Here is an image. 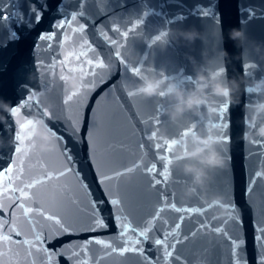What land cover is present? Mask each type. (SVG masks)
I'll return each mask as SVG.
<instances>
[{
  "label": "water",
  "instance_id": "obj_1",
  "mask_svg": "<svg viewBox=\"0 0 264 264\" xmlns=\"http://www.w3.org/2000/svg\"><path fill=\"white\" fill-rule=\"evenodd\" d=\"M34 2L0 0V10L9 14L8 21L0 22V100L14 105L28 96L34 98L14 118L33 121L24 130L28 139L23 143L20 154L14 152L17 144L15 132L19 131V126H14L9 117L7 127L0 123V142H3L0 146V169L11 167L18 155L24 160L22 174L15 171L9 174L12 176L11 184L7 178H0V204L5 209L2 215H11L7 228H15L20 234L12 233L14 243L0 241V264H48L47 254L39 249L49 252L63 250L62 256L53 257L52 264H142V258L133 253L105 255L109 250L94 243L86 248L76 247L84 245L92 237L104 239L114 247L124 243L118 234L120 220L115 219L121 213L110 203L114 198L121 199L123 216L133 227L138 226L137 233L147 220L152 219L154 209L160 206L156 189L149 187L148 177L142 169L109 181H104L103 175L114 176L115 171L123 172L125 167L132 168L134 163L142 166L157 163L160 170L161 163L156 159L158 150L150 148V144L186 139L189 136L182 139L176 133L191 124H197L196 132L207 134L211 124L205 127L207 116L202 107L173 118L170 114L173 101L165 94L162 97L154 95L148 100L143 96L128 97L127 89L140 81L124 71L123 65L115 58L116 48L108 44L101 33L118 41L122 58L131 65L140 67L145 75L155 73L149 76L163 78V93L168 83H174L185 92L193 90L198 83L195 79L198 72H203L209 79L215 73L223 80V72L217 75L222 69L221 58L217 54L221 48L228 53L226 67L229 79L245 75V63L249 61L253 67L247 74L251 78H259L264 75V61L238 47L230 32L243 29L249 41L264 46V0H39L36 6L42 11L41 21L29 28L17 27L21 22L10 14L15 11L28 13V5ZM45 4L46 9H40V5ZM73 13L77 15L75 21L63 29L55 28L57 21L70 20ZM29 15L25 16V21ZM137 19L143 23L128 38H122L113 31L114 28L128 30ZM80 25H84L83 31H73ZM169 27L195 29L202 36L192 43L165 37L153 44L154 36L161 31L167 32ZM52 32H56L52 41L39 39L40 35ZM64 35L69 37L67 41L63 39ZM84 40L89 41L90 48L81 47ZM81 50L87 51L89 58H102L106 67L96 69L95 76L83 77L88 82L87 90L81 87L79 73L69 75L68 87L79 95L65 105L63 101L67 98V91L60 80L59 61L67 52ZM207 91L211 95V89ZM254 98L253 94H245L241 90L239 103L229 105L224 121H219L217 116L212 121L228 125L226 131L220 127L211 129L212 138L216 140L226 134L229 140L217 145L223 165L206 168L202 187L195 184L191 173L184 171L185 164L205 168L198 160L189 157V161L182 164L181 173L173 174L177 183L171 190L178 195L177 206H203L206 210L203 215L194 213L187 217L179 236H169L168 243L182 240L184 235L196 231L201 223L208 222L210 227H223L233 238H240L243 242L239 249L244 256L242 264H258L260 255H264V247L256 239L261 235L259 229L264 227V139L248 142L243 138L244 104ZM216 99L219 104L225 102L223 98ZM157 106L161 123H142L155 114ZM41 109L49 112L48 118L41 117ZM69 121H78L79 132L75 135L78 143L67 135L66 129L71 131ZM52 132L62 137L71 149V163L61 154L64 144ZM146 132H157V139L149 142ZM140 144L144 147H138ZM174 153L184 156L178 154L176 145ZM69 168L71 171L66 175H58ZM48 171L54 174V178L25 189L27 197H21L19 192L5 191L24 188ZM17 199L24 208L34 211L26 214L21 207H13ZM93 201L100 205L98 211L108 224L106 230H87ZM37 207L72 224L79 235L42 240L32 247L35 233L43 237L56 228L44 216L35 213ZM179 215L170 209L163 212L161 216L167 225L162 227L161 220L157 219L149 231V241H142L144 255L153 264H178L176 255L181 257L179 264H229V244L223 242V237L211 233L210 229L198 232L193 239L176 243L175 249H168L173 252V257L164 259L163 246H156L154 240L163 238L164 232L170 231L174 222H178ZM225 219L228 223H221ZM3 231L7 234L6 230ZM128 236L138 238L131 231ZM214 241L220 242L219 247ZM74 253L76 259L70 261L68 258Z\"/></svg>",
  "mask_w": 264,
  "mask_h": 264
},
{
  "label": "snow or ice",
  "instance_id": "obj_2",
  "mask_svg": "<svg viewBox=\"0 0 264 264\" xmlns=\"http://www.w3.org/2000/svg\"><path fill=\"white\" fill-rule=\"evenodd\" d=\"M37 4H39V0H35L34 3H30L28 5V13H23L20 11L12 12L10 15L16 17L21 23L17 25V27H30L33 24H38L42 19V11L37 9ZM22 7V5H21ZM47 5H40V9H46ZM58 8L60 5L57 6ZM30 14V15H29ZM29 15V19L25 21V16ZM82 15V13H81ZM147 15V13H145ZM77 19V15L73 13L71 15L70 20L61 19L57 21L55 24L56 29H63L66 27V25H70L73 21ZM9 20V14L5 10H0V22L8 21ZM143 21L140 19H137L134 24H132V27L125 31H120L119 28H114L113 31L117 32L119 36L122 38H128L130 36V33L134 32V30L137 28L139 24H142ZM84 25H80L78 29H73V31H83ZM15 35V33H13ZM103 36V39L108 42V44L114 46L116 48L115 50V58L118 61V63L122 64L124 67V71L126 73H130L134 78H136L138 81H142L146 79L149 75H153L155 73H150L149 75H145L140 67L131 65L127 59L122 58L121 51L119 50L118 41L116 39L110 38L107 34L101 33ZM56 36V32L47 33L40 35L39 39L41 41H52L54 37ZM167 36L166 31H161L159 34L155 35L152 43L155 44L158 41H161ZM63 39L67 41L69 37L67 35H64ZM82 48L88 47L90 48L89 41L84 40ZM92 51H95V49H92ZM73 61H75L73 63ZM59 64L61 66V75L60 80L63 82L62 87L67 91V98L64 99L63 103L65 105L70 104L73 97L79 95L78 92L72 91L67 84L69 75L79 73L82 77V83L81 87L84 89H88V82L83 80V77L87 76H95V70L96 69H103L106 67V65L103 62L102 58H89L87 51H69L64 56V59L62 61H59ZM43 67V65H41ZM253 66L246 65L245 68H251ZM223 70H219L217 72V75H221ZM94 86V84H93ZM164 95L163 92H160L157 94L158 97H162ZM128 97H136V96H143L138 93H127ZM145 100L150 99V97L143 96ZM33 97L28 96L26 97L22 102H19L18 104L12 105V112L10 114L7 113V116L11 119L14 126H19V131L15 132V141L17 144L14 146V152L16 154H20L22 152V145L25 142L28 137L24 135V130L33 123V121L25 120L20 121L18 119H14L18 117L21 113V110L25 108L29 103L33 102ZM229 107V104L227 102H223L219 105H217V117L219 121H224L225 114L227 112V109ZM154 115H150L148 119L142 120V123L145 125L149 124L152 121H155L156 125H159L161 123L159 116V106H157V109H154ZM40 115L42 118H48L49 112L45 109L40 110ZM78 121H69V124L71 126V131L67 132V135L70 139L75 141V135L79 132V128L77 127ZM227 123H217V122H211V128L208 130V135L211 136V129H215L216 127H220L221 129H224L226 131L227 129ZM95 122H93V128H95ZM198 129L197 124H191L190 126H185L184 130L176 133V135H179L182 139L190 136L191 134L195 133ZM51 131V130H50ZM53 136H56L57 140L61 141L64 144L62 155L65 156L66 161L68 163L72 162V154L71 149H69L66 142L63 141L62 137H59L56 135L55 132H52ZM158 133L157 132H146V139L149 142L155 141L157 139ZM229 140V137L226 134H222L219 136L218 139H216L218 145L227 143ZM176 140H164L162 143H155L154 145L150 144V148L154 147L158 150L156 154V159L161 163V169L158 170L157 163H151L150 165H140L135 164L132 168L125 167L123 172L115 171L114 176H108L103 175L104 181H109L113 179H119L120 177L132 173L133 171L137 169H142L143 173L146 174L148 177V183L149 187L156 189V196L157 201L160 206L156 207L154 209V212L152 214V219L147 220L145 222V226L142 228H139V231L137 233V227H133V225L130 222H127V217L123 216V208H122V201L119 198H114L110 201L112 205L117 206V212L121 213V215H117L115 219L120 220L119 224V230L118 234L124 243H122L119 247H114L110 242H106L104 239H99L92 237L88 241L85 242L84 245H76V247L86 248L88 244H96L101 245L105 250H109L105 252V255H111V254H119L120 256H124L125 253H133L142 258V264H153L152 260L149 259L148 256L144 255L145 249L141 246L142 241L147 242L149 241V231L151 230L154 221L157 219L161 220L162 227L164 225H167V221L164 220L161 216L163 212L166 210L174 211L175 213L181 214L178 217V222H174V226L171 228L170 231H165L163 234V238H157L154 240V244L156 246H163L164 252L163 257L164 259H167L169 257H173V252L169 251L168 249H175L176 243H183V241H188L190 239H193L197 236L198 232H203L204 229H210L211 233L219 235L224 238L223 242L228 243L230 247V261L229 264H242V261L244 260V256L241 254L239 249L241 248V244L243 243L240 241L239 237L233 238L228 231H226L223 227H210L208 222L201 223L199 228H197L196 231L190 232L188 235H184L182 240H176V243H168V237L169 236H179V230L181 229L182 223L187 217H190L192 214L196 213L199 215H203L204 211L206 209L201 207H182L177 206V200L178 195L175 191H172L173 184L177 183L176 180L173 179V174L179 175L182 171V164L189 161V157L187 156H180L175 155L174 153V147L176 145ZM260 143V142H257ZM138 147L143 148L144 145L140 144ZM223 151V149H221ZM160 152H164L166 154H159ZM11 159V157H10ZM24 160L22 156L18 155V158L16 161L12 162L11 167H7L4 169H0V178H7V182L11 184L12 176L9 175L10 173H13L14 171L16 173L22 174L23 173V165ZM175 165V166H173ZM71 171V169H65L64 171H60L58 173L59 176H64L67 174V172ZM259 175V174H258ZM159 177V178H157ZM54 178V174L50 171L45 172L43 176L38 180H32L30 183H27L24 188H12V189H6L5 191L11 190L13 193L19 192L21 197H27L28 192L25 189H31L35 185L43 183L45 181H50ZM157 186H160L157 188ZM87 187V186H85ZM171 196V201L169 200V197ZM219 203V202H217ZM19 206L23 209V211L27 213H31L34 210L32 208H24L23 204L19 203V199H17L13 207ZM99 206L97 202L93 201L90 204L91 212L89 215V226L88 231H98V230H106L108 228V224L106 223L105 219L99 215ZM211 207V205H209ZM4 205L0 204V241L8 242V243H14L12 239V233H15L17 236H19V233H16L15 228H7V225L9 224L11 220V215L8 217H3L2 213L4 211ZM35 213L41 216H44V218L50 222H52L53 225L56 226L55 231L53 233H49L41 237L40 233H35V239L32 243V247H35L36 244H39L42 242V240H49V239H55L58 236L63 235H79L78 232H76L73 229V225L69 223H65V221L56 216V215H49L47 214L46 210H43L39 207L35 209ZM229 218L231 217V211H229ZM216 219V218H213ZM221 223L227 224L228 220L225 219ZM6 230L7 234H5ZM132 232L133 234H137L138 238L133 239L132 237L128 236L129 232ZM261 235L256 237L258 241L261 243V247H264V227H261L259 229ZM127 237V239H125ZM24 243H30L28 241H24ZM214 244H216L217 247H219L220 242L214 241ZM40 251H43L47 254V260L48 264H52L53 257L54 256H62L63 250H58L55 252H49L47 249H39ZM30 254V253H29ZM70 261L76 259V254L74 253L72 257L68 258ZM102 259V258H101ZM175 260L180 262L181 257L180 255L175 256ZM58 264V262H57ZM79 264H84V262H79ZM258 264H264V255H260Z\"/></svg>",
  "mask_w": 264,
  "mask_h": 264
},
{
  "label": "clouds",
  "instance_id": "obj_3",
  "mask_svg": "<svg viewBox=\"0 0 264 264\" xmlns=\"http://www.w3.org/2000/svg\"><path fill=\"white\" fill-rule=\"evenodd\" d=\"M201 36L202 34L195 29L181 30L169 27L166 37L171 40L183 39L188 43H192ZM230 37L237 41L238 47L245 49L250 55L255 54L261 61H264V46L249 41L243 29L231 30ZM217 54L221 58V67L224 73L223 80L217 78L215 73H212L211 79H209L203 72H198L195 77L198 83L193 90L185 92L184 89L178 88L174 83H168L167 87L163 89L164 94L169 97L170 101H173L171 116L175 118L177 114L202 107L207 116L205 121V127H207L217 116V105L220 101L216 98H223L229 105L236 104L239 103L240 92L243 90L245 94H253L256 97L244 104L245 131L243 138L248 142H252L257 138L264 139V75L259 78H251L247 74L249 68H245V75L229 79L226 67L229 62L228 53L221 48L217 50ZM205 55L207 54L205 53ZM246 65L253 66V63L249 61L245 63ZM164 84L165 80L163 78L148 76L136 83L134 87L128 88L127 93H138L145 97H152L161 92ZM209 88L211 89V95L207 91ZM11 112L12 105L0 100V123L5 124L6 127L8 116L4 113L10 114ZM217 145L216 140L201 132H195L188 138L176 142L178 154L198 160L201 165L205 166V168H200L193 164L184 165V171L191 173L195 184L201 187L206 168L223 165V158ZM0 146H3V142H0ZM187 194L188 192L185 191V195Z\"/></svg>",
  "mask_w": 264,
  "mask_h": 264
}]
</instances>
